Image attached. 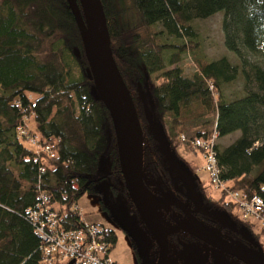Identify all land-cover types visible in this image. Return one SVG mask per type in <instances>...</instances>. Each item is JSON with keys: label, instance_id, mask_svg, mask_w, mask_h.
Returning <instances> with one entry per match:
<instances>
[{"label": "trees", "instance_id": "1", "mask_svg": "<svg viewBox=\"0 0 264 264\" xmlns=\"http://www.w3.org/2000/svg\"><path fill=\"white\" fill-rule=\"evenodd\" d=\"M99 2L112 64L139 121L147 192L165 202H190L182 177L162 153L161 135L171 156L181 144L197 152L192 141L216 134L213 150L220 180L228 190L264 200V68L250 61L264 59V0ZM217 12L223 13L225 48L240 61L246 85H255L233 101L223 99L222 85L236 79L237 66L225 57L208 61L195 55L198 42L191 22ZM189 52L196 66L191 77L179 66ZM94 90L66 0H0V264H45L33 214L48 206L62 229L88 226L76 203L84 194L99 193L100 180L136 213L123 184L113 118ZM27 118L33 119L37 142L47 151L36 152L23 143ZM236 132L237 139L219 150L218 140ZM193 184L199 207L190 208L196 220L214 233L229 231L230 225L215 213L217 208L229 213L234 205L223 201L224 192L214 198L210 183ZM100 204L107 209L102 200ZM158 212L169 228L187 222L176 206ZM230 219L258 248L260 237L251 224L238 214ZM98 226L105 230L110 251L116 237ZM197 238L181 231L169 243L181 246ZM133 249L138 256L137 247ZM141 263L138 256L135 264Z\"/></svg>", "mask_w": 264, "mask_h": 264}, {"label": "rangeland", "instance_id": "2", "mask_svg": "<svg viewBox=\"0 0 264 264\" xmlns=\"http://www.w3.org/2000/svg\"><path fill=\"white\" fill-rule=\"evenodd\" d=\"M95 19L97 24L98 9L95 6ZM222 18L223 13L217 12L206 19H196L191 22L193 30L196 32L198 49L195 53L199 58L206 59L208 61H215L222 57H225L232 65L237 66L238 74L234 81L222 85V96L225 101H233L245 95V91L249 89L255 90V85H246L244 75L242 74V66L237 56L227 50L224 46L223 32H222ZM168 41H172L171 38L165 37ZM183 41V40H180ZM169 52L165 53V58L168 57ZM251 62H257L264 68V59L261 58H250ZM179 66L182 68L184 74L191 77L196 71V66L191 53H184L181 56ZM167 69H170L167 67ZM246 71L247 68H245ZM25 134L27 135L23 143L33 149L30 144V138L36 136V126L32 118L26 120ZM239 132L233 133L227 137L218 140L219 150L232 144L237 137ZM260 145V142L255 144ZM36 151V149L34 148ZM171 157L174 161L181 164L190 175L192 180H198L204 185H209V175L205 167V159L199 152H193L191 149L181 144L171 152ZM228 185V184H227ZM117 187V186H116ZM96 190L99 193L96 194H84L76 203V208L81 215L84 224H96L101 225L104 228L113 230L116 234V242L112 249L109 251V258L116 264H135L138 256L141 259V264H152L156 261V253L153 251V240L149 237L143 228L137 214L131 209L130 204L120 194H114L109 191L104 180H100L96 184ZM210 191L214 198H219L222 194L221 189L217 190L211 186ZM150 198L154 205L163 203L153 197L150 194ZM100 200L107 206V209H103L100 204ZM229 196L224 194V202H228ZM75 207V206H74ZM73 207V208H74ZM54 208L57 210L58 206ZM183 210V209H182ZM159 214V212H158ZM234 214L239 215V211L234 207L231 212L228 213L226 210L216 209L215 216L223 223L238 228V224L231 220L230 217ZM120 217L122 222H125L129 227L131 236L126 234L121 228H119L116 219ZM200 224V223H199ZM201 225V224H200ZM166 226V225H165ZM203 226V225H201ZM170 226H167L169 228ZM204 227V226H203ZM206 228V227H204ZM207 229V228H206ZM253 234H258L260 239L256 245L258 248L247 246L242 242L233 241L225 236L224 239L231 243L241 247L250 254L254 255L255 260L258 264H264V233L262 232L259 225L255 222L251 225ZM239 233H244L243 228H238ZM236 231V233H238ZM247 236V235H246ZM248 239V237H246ZM251 240V239H250ZM249 240V242H250ZM137 247L138 256L136 255L133 247ZM193 259H200L205 264H236V262L228 257L226 254L216 249L213 246L205 242L197 240H190L183 243L179 247L170 245L168 248L167 264H190ZM66 262V259L62 261V264Z\"/></svg>", "mask_w": 264, "mask_h": 264}, {"label": "water", "instance_id": "3", "mask_svg": "<svg viewBox=\"0 0 264 264\" xmlns=\"http://www.w3.org/2000/svg\"><path fill=\"white\" fill-rule=\"evenodd\" d=\"M72 12L74 21L79 32L88 68L95 84L92 92L109 110L115 127L118 149L124 146L128 151V164L124 167L121 163V175L127 195L142 222L149 236L157 247L158 257L155 264H167L168 236L180 231H191L207 244L215 247L226 255L236 259L242 264H258L255 258L245 253L239 247L201 226L191 214L190 210L176 198H170L158 205H154L147 192L142 176V138L139 121L135 107L120 79L115 81L117 70L112 64L108 36L105 26L103 12L99 0H66ZM98 9L99 23L95 19ZM119 76V74H118ZM120 78V77H119ZM127 107V116L119 108V101ZM131 118L135 131L129 123ZM162 153L168 164L180 174L191 200L197 203L193 180L186 169L172 159L168 152V145L164 135H161ZM120 156V151H119ZM179 206L187 215L190 225H182L173 229L165 228L156 212L161 207ZM194 263L204 264L205 262L196 259ZM72 264V262L68 263Z\"/></svg>", "mask_w": 264, "mask_h": 264}, {"label": "built area", "instance_id": "4", "mask_svg": "<svg viewBox=\"0 0 264 264\" xmlns=\"http://www.w3.org/2000/svg\"><path fill=\"white\" fill-rule=\"evenodd\" d=\"M216 134L210 139H195L191 142L192 149L203 155L206 163L204 169L209 175L210 185L229 196V201L239 211L241 220L251 225L257 223L264 233V200L258 196H247L238 191L228 190L226 183L219 178L220 167L217 165L213 150ZM30 144L36 149L41 148L35 136L30 138ZM44 200V199H43ZM33 226L41 239V252L45 264H116L109 258L110 245L105 241V230L98 225H88L76 229H62L56 214L48 206L40 207L33 214Z\"/></svg>", "mask_w": 264, "mask_h": 264}, {"label": "flooded vegetation", "instance_id": "5", "mask_svg": "<svg viewBox=\"0 0 264 264\" xmlns=\"http://www.w3.org/2000/svg\"><path fill=\"white\" fill-rule=\"evenodd\" d=\"M211 186V185H210ZM187 191V190H186ZM188 193V192H187ZM188 197H189V194H188ZM158 200H160V199H158ZM189 200H190V202H188V200H184V203L186 204V205H188L189 206V210H190V212H191V214H192V212L193 213H195V210L194 209H192V208H190V207H192V204L195 206V208H198L199 207V205L198 204H195L192 200H191V198L189 197ZM161 201V200H160ZM182 203V202H181ZM197 203H198V201H197ZM184 204V205H185ZM185 205V206H186ZM173 207V206H172ZM176 207H178V208H180L181 210H182V208L181 207H179V206H176ZM183 211V210H182ZM156 212H157V214H158V209L156 210ZM184 212V211H183ZM185 213V212H184ZM193 215V214H192ZM187 216V215H186ZM194 216V215H193ZM159 217V216H158ZM116 219V222H117V224H118V226H119V228H121L126 234H128L129 236H131L132 234H131V232L129 231V227L126 225V223L125 222H122V219L120 218V217H117V218H115ZM196 219V218H195ZM140 220V219H139ZM161 221V220H160ZM197 221V220H196ZM141 222V221H140ZM198 222V221H197ZM162 223V222H161ZM199 223V222H198ZM141 224H142V222H141ZM143 225V224H142ZM162 225L165 227V228H167V226H165V224H163L162 223ZM182 225H190V222H189V220L187 219V222L185 223H183ZM182 225H180V226H182ZM143 228H144V226H143ZM167 229H173V228H167ZM144 230L146 231V229L144 228ZM236 230L237 229H234L232 226H230V230L229 231H219L217 234L218 235H220L221 237H223V238H225V236H228V238L230 239V240H233V241H238V242H242L243 244H245V245H247V246H251V244H250V242H249V238L250 237H248V235L246 236V232H245V234L244 233H239V231H238V233H236ZM112 232H113V234H114V236L116 237V234H115V232L113 231V230H111ZM181 232V231H180ZM188 232H191V231H188ZM146 233H147V231H146ZM148 234V233H147ZM177 234V233H176ZM194 234V233H193ZM149 235V234H148ZM173 235H170V236H168V243H169V240L171 239V237H172ZM196 236V235H195ZM150 237V236H149ZM246 237H248V239L246 238ZM151 238V237H150ZM152 239V238H151ZM191 240H197V241H200V242H204V241H202L199 237L197 238V239H191ZM190 241V240H189ZM230 242V241H229ZM206 243V242H205ZM233 244V243H232ZM235 245V244H234ZM156 246V245H155ZM169 246H170V243H169ZM211 246V245H210ZM235 246H237V245H235ZM153 247H154V244H153ZM175 247H179V246H176L175 245ZM237 247H239V246H237ZM241 250H243L245 253H247L248 255H250L252 258H254V255L253 254H250L249 252H247L246 250H244V249H242L241 247H239ZM153 251L157 254L156 255V261H155V263L157 262V257H158V252H157V247H156V249H154L153 248ZM225 254V253H224ZM228 256V255H227ZM228 257H230V256H228ZM231 259H233L235 262H236V264H242L241 262H239V261H237L236 259H234V258H232V257H230ZM196 259H193L191 262H190V264H197V263H194V261H195ZM155 263H152V264H155ZM205 264V263H204Z\"/></svg>", "mask_w": 264, "mask_h": 264}, {"label": "bare ground", "instance_id": "6", "mask_svg": "<svg viewBox=\"0 0 264 264\" xmlns=\"http://www.w3.org/2000/svg\"><path fill=\"white\" fill-rule=\"evenodd\" d=\"M114 73H115V77H114L115 81L119 83L120 82V78H119V76H118V74L116 73L115 70H114ZM119 108H120V111L124 115L127 116V107L123 104L122 100L119 101ZM128 120H129L130 125L132 126V129L135 131V127L133 125V122H132L131 118H128ZM119 151H120L121 163H122V165L124 167H126L127 164H128V151L123 145L120 146Z\"/></svg>", "mask_w": 264, "mask_h": 264}]
</instances>
